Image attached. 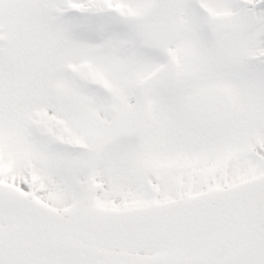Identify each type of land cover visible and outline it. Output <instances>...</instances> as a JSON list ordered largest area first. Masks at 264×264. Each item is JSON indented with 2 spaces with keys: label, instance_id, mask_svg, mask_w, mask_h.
<instances>
[{
  "label": "snow or ice",
  "instance_id": "1",
  "mask_svg": "<svg viewBox=\"0 0 264 264\" xmlns=\"http://www.w3.org/2000/svg\"><path fill=\"white\" fill-rule=\"evenodd\" d=\"M0 264H264V0H0Z\"/></svg>",
  "mask_w": 264,
  "mask_h": 264
}]
</instances>
